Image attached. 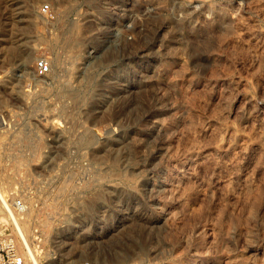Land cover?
Returning <instances> with one entry per match:
<instances>
[{
	"label": "rangeland",
	"instance_id": "rangeland-1",
	"mask_svg": "<svg viewBox=\"0 0 264 264\" xmlns=\"http://www.w3.org/2000/svg\"><path fill=\"white\" fill-rule=\"evenodd\" d=\"M91 10L103 12L107 29L80 25L91 35L77 74L93 77L86 85L85 78L65 71L83 39L60 51L53 41L62 44L64 27ZM26 13H32L30 22ZM18 37L25 38L23 52L11 44ZM0 38V79L6 80L0 85L6 122L0 125V184L10 201L28 203L41 264H192L196 248L205 257L264 263V111L257 113L264 108V0H22L19 5L0 0ZM57 56L62 67L41 74L38 63L53 65ZM61 74L60 84L79 89L63 95L53 81ZM141 75L149 78L145 85L125 87ZM21 98L33 103L23 105ZM165 106L172 109L158 112ZM39 107L50 119L34 120ZM158 114L170 128L153 131L135 153L126 141L130 131L144 129ZM229 124L240 128L245 140L227 157L226 170L204 167L187 185L181 182L179 197L166 200L172 219L153 222L162 202L151 200L149 190L157 168L166 164L156 152L160 144L177 155L191 141L210 146L220 135L233 136L226 132ZM35 131L39 137L32 148ZM76 138L86 141L71 145ZM144 176L149 190L131 194L128 183L142 184ZM226 177L234 192L225 181L224 188ZM245 179L256 187H250L253 192ZM66 183L68 190L55 196ZM257 188L260 202L253 199ZM5 220L0 216V237L14 233L3 226ZM58 229L63 235L55 240Z\"/></svg>",
	"mask_w": 264,
	"mask_h": 264
},
{
	"label": "bare ground",
	"instance_id": "bare-ground-1",
	"mask_svg": "<svg viewBox=\"0 0 264 264\" xmlns=\"http://www.w3.org/2000/svg\"><path fill=\"white\" fill-rule=\"evenodd\" d=\"M152 1L155 2V0H152ZM21 2H22V0H17V1L16 0H10V4L11 5H19V3H21ZM69 5H72V2H69ZM203 6L209 8L208 10H211L212 9V7H211L212 5H209V4L208 5H205L204 4ZM22 7L23 6H20L19 8H22ZM102 13L103 12L101 10L98 11L97 13H95L92 10L91 11H85V12H83L78 17V20H74L71 23L69 22V24L64 27L65 34H64V41H63L62 44H60V42H57L56 40L53 41V45L55 46V49L60 51V50H63V49H65L66 47H68L70 45H73V46L78 45L79 44V41H78V37L79 36L83 39L84 42L79 45V47L77 49V52L75 54L71 55L70 57H68L67 63L65 65V69H66L65 71L68 72L66 74V76H69L70 77L71 72L72 73L74 72L76 74V79H78L79 77L85 78L86 79V82L88 83L86 85H89L90 84V82L93 80V77L92 76H89L88 77V76H85L84 74H81V75L78 76L77 74L82 69L81 68V65L83 64V59L86 57L85 56L86 55L85 53L87 52L89 46L91 45L90 40H89V42H86L87 39H91V35H90V33L88 31H85L83 28H81L80 25H84V24L92 25V23H94V24H97L100 28H103V31L105 32V29H107V28H105V21L106 20H104L103 18H101V16H103ZM30 15L32 16V13ZM30 15H29V13L23 14V16H25L26 22H30L31 21ZM87 32L89 33L90 36H88V33ZM110 33H111V31H110ZM253 34H251V35L253 36ZM107 35H109V34H107ZM24 37H18L16 40L14 39V41H12V43H11L13 46H15L14 48L20 49V50H22V52L25 49V45H24V39L25 38ZM255 38H256V36H255ZM106 39H108V38H106ZM2 40L3 39L0 38V43L2 42ZM102 50H103V47H102ZM23 66H24V64H23ZM49 66H50L49 67V71L54 70V67L55 68L62 67V61H61L60 57L57 56L56 57V60H55V63H53V65L52 64H49ZM23 68H26V67H23ZM47 73L48 72L41 73V74H47ZM62 76L63 75L61 74L60 76L54 77L53 78V81L59 87H62L64 89L63 92H62L63 95H66V93H69V94L72 93L73 94L75 91H77L79 89L78 87H76L77 84H73V83H69V82H67L65 84H60V78ZM141 78L142 79H140V81L138 83L137 82H133L131 84H130V82L126 83L125 84V87L126 88H130V87H132L134 85H140V84L141 85L142 84L145 85V83H147V79H149V78H147V76H144V75H141ZM143 79L145 80V82H144ZM4 83H6V80L0 79V85L3 86V85H5ZM9 89L10 90H13V86L10 85ZM71 98H74V97H71ZM260 98L262 99L263 97H260ZM21 102L24 105L25 103H29V104H30V102L33 103V100L30 101L28 98L27 99L26 98H21ZM252 104L253 103H250V105H252ZM254 105L256 106V104H253V106ZM248 106L249 105H247V108H248ZM253 106H252V108H253ZM259 106H260V104H259ZM171 109H172L171 107L165 106V107L159 108L158 112L167 113ZM249 109H251V108H249ZM248 111L247 112L244 111L246 113V115L247 114H251ZM262 111H264V108H262V110L260 108L259 109V112H257V113H260V112L262 113ZM33 112H34V114L32 115V117L37 122L38 121L40 122V119L41 118L42 119H44V118L45 119H50V115H49L48 111L42 109V107H39V108L35 109ZM257 113H255V114H257ZM10 114H11V110H10ZM251 115H253V113ZM253 116H251V117H253ZM258 116H259V114H258ZM260 116H262V115H260ZM243 119H244V117H243ZM220 121H225V120L222 119ZM5 124H6V122L4 120V117L0 114V125H3L2 127H5L4 126ZM171 124L170 123H167V122H164V120L161 119L160 114L155 115V116H153L152 118L149 119L148 126H146L144 129H139V128H135V127L132 128V130L129 133V136L126 138V141L129 144L132 145V148H133L132 150H134L135 153H140V151H141V149H142V147L144 145L145 139L148 138V136H150L149 134H151L153 131H156V130L157 131L159 130V132L160 131L161 132H165V131H167L170 128ZM238 126H240V125L238 124ZM221 127H223V125ZM224 127L221 129V131L226 128V132L227 133H232L233 136H230L228 134V136H230V137L224 138V137H222L220 135L222 138H220V136H219L218 137V138H220L219 140H217L218 138L216 137L217 138L216 139L217 141L216 140L214 141L216 143L215 144H211V145H213V148H214L213 149L214 150V156H213V154L212 155L211 154H208L209 149L207 147L211 148L210 147L211 145L210 146H206V144H204V146H203V145L200 144V146H198L199 144L198 145H195L196 144L195 141H193V143H195V144H192V141H191V145L187 146L186 148L183 147L184 150L181 151V149L179 150V148H178L177 150L180 151V153L177 155V154H175L174 149L173 148H172L173 150L171 149L172 146L168 147L167 144H165V143L163 144L162 143V146L160 144V147L158 148V150L156 152L158 153V156L161 158V161L165 160L166 161V164L165 163H164L165 165L161 164V166L159 168H157L159 170H157V172L155 174V177L156 178L153 180V183L154 184H151L150 190L147 188V186L149 187V183H150L149 182V179L147 177H145V176L143 177L144 179H142V181H140V182H142V184L140 182H139L140 184H138V185L131 184L130 182L128 183L129 184V189H130L129 192H131V194H134V195L137 196L139 194H144L146 190H149V196H150V199L151 200L158 201V202H160V204L162 202V205L159 206V208L157 207L158 208L157 210H154V212H153V218L152 217H151L152 219L150 218L151 220H153V222H158V221H163L164 220L165 223H166V222H168V220H170V218H171L172 215L170 216L171 210L169 211V204L166 202V200L167 199H171L175 195L178 196V193L180 191V186H181L180 183L181 182L186 183V185H187V183L192 180V178L198 173V171L200 169H203L204 170V167H205V170H206V167L208 169L209 168L208 166H211L212 167V165H213V169L214 170H222V171L226 170V168H227L226 167V165H227V157L228 158L230 157V159H231V156L230 155H232L234 153V150L233 149L236 148L237 145H240L238 143L241 142V140H245L244 139L245 137H243L244 134H242L239 131L240 128L237 129L236 127H234L231 124L226 125L225 128ZM219 131H220V129H219ZM15 132L14 131L12 133L10 132V134L14 135ZM47 132H48V134H50L51 132H53V129L48 128L47 129ZM223 132H225V130H223ZM223 132H221V133L223 134ZM38 134H39L38 131H35L34 132V136L31 137V139H29L30 140V142H29L30 143V147L35 148L37 146V142L36 143L34 142V140L36 139L34 137H37L38 138L39 137ZM215 136H217V135H215ZM82 141H86V139L85 138H76V139H73L72 141L69 140V143L71 145H73V144L75 145V144L81 143ZM247 141H248V139H247ZM89 142L91 143V141H89ZM246 145H247V143H246ZM250 145L253 148V144L251 143ZM243 149H241V151ZM232 163H234V162H232ZM232 163H231V165H232ZM193 167L196 168L197 171L193 170ZM119 170L120 169H118L117 167H112V171L114 173H116L117 171L119 172ZM69 174L70 175L67 178H70V180H73L72 178H73V175L75 173L73 172V173H69ZM210 177H211V175H210ZM252 179H254V178L252 177ZM252 179H251V181H252ZM110 180H111V178H109L107 180V182L109 183ZM230 180L232 181V178L230 179V177L224 178L223 185H225L224 184V181H225V183L227 182L226 184H229L230 185V183H231ZM243 180H244V178L242 179V181ZM66 181H64L63 183H65ZM248 181H250V179ZM221 182H222V180H221ZM228 182H230V183H228ZM253 182H251L250 184H253ZM1 184L4 185L2 182H1ZM1 184H0V216L6 219L5 222H3L4 223L3 226L6 227V228H10L11 230L14 229V233H7L5 236L0 237V240L2 238H6L7 236L10 235V240L13 242L14 249L17 250V252H19L21 254V256H23V258L25 260V264H41L40 263V260H39V258L37 256L36 249L34 248L35 246L33 245V242L35 241L33 238H35V239L37 238L36 231L31 226L30 221L27 219V216L29 215V211H30L29 205L28 206L26 205V204H28L27 202L25 203V206L22 204L19 211H17L16 209L12 208L11 207V204H10V200L7 198V196L5 194V191L1 187ZM242 184H243V182H242ZM244 184H246L247 190H250V191H251L250 187L251 186L252 187L254 186V185H249L248 182H247V180H246V182L244 181ZM5 185L8 187L7 188L8 191H10L12 189V185H11V183L7 179H6V184ZM67 185L68 184L66 183L63 187L59 188V191H57L58 193L55 196L59 197L64 192H66V190H68V186ZM183 185H185V184H183ZM144 187H146V188L144 189ZM257 187L260 188V190L264 189V188L261 189V187H259V186H257ZM224 188H226V185H225ZM231 188H232V186H231ZM258 188L256 189V191L259 190ZM228 190L230 191V188ZM232 190H233V188H232ZM260 190H259V194H258V192L257 193L255 192L256 194H254L255 195L254 198H253L254 200H258L259 201L260 199L263 198L262 197V194L260 193L261 192ZM225 191H227V190H225ZM253 191H251V192H253ZM233 192H234V190H233ZM227 194H226V196H228ZM229 195H230V193H229ZM251 195L253 196V193ZM178 197H176V198H178ZM228 197L230 198V196H228ZM254 200H253V203L256 202ZM258 201H257V203H258ZM262 202H264V201H262ZM106 207L107 208H112L109 205H106ZM111 210H113V209H111ZM82 212L84 213V211H82ZM58 230H59V232L58 231H55V234L53 235L54 238H55V240L56 239H61L62 238V235H63L62 234L63 230L62 229H58ZM94 238H96V237L93 236L92 237V240ZM43 240H44L43 238H40L39 243L41 241H43ZM250 242H249V244H250ZM252 243L253 242H251V244ZM35 245H36V242H35ZM245 247L248 249V251H253V252L255 251L254 250V247L252 245H248V246H245ZM257 247H259V246H257ZM196 250H199V249L196 248ZM196 250L194 251L195 253L193 254L194 255V260H193L192 264H247V263H245V261L243 262V260H244L243 259V256L241 257L243 259L241 261L240 260L238 261V259L240 258L239 256H238L239 258H237L236 261H231L230 260L231 259L230 258L231 255L229 257L230 258L229 260H228L227 257L222 258L221 256H207V257H205V256H203V254L202 255L199 254ZM155 252H156L155 249H152V248L149 249V253L155 254ZM248 254H252V252H250ZM245 259L247 260V258H245ZM251 261H252V259H251ZM165 262H169V264H173L175 261L173 263L170 262V261H165ZM90 263H91V261H90ZM64 264H76V262H66ZM149 264H151V263H149ZM190 264H191V262H190ZM262 264H264V263L262 262Z\"/></svg>",
	"mask_w": 264,
	"mask_h": 264
},
{
	"label": "built area",
	"instance_id": "built-area-1",
	"mask_svg": "<svg viewBox=\"0 0 264 264\" xmlns=\"http://www.w3.org/2000/svg\"><path fill=\"white\" fill-rule=\"evenodd\" d=\"M40 73L49 72V65L45 61L38 63ZM11 207L20 210L22 203L20 200H11ZM12 238V237H11ZM0 264H25L23 256L13 247V242L10 240V235L0 240ZM83 264H92L85 262Z\"/></svg>",
	"mask_w": 264,
	"mask_h": 264
}]
</instances>
